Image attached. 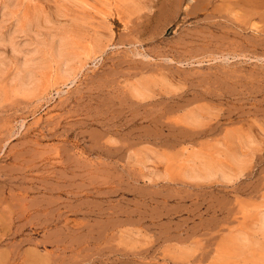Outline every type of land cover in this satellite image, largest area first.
I'll return each instance as SVG.
<instances>
[{
  "label": "rangeland",
  "instance_id": "rangeland-1",
  "mask_svg": "<svg viewBox=\"0 0 264 264\" xmlns=\"http://www.w3.org/2000/svg\"><path fill=\"white\" fill-rule=\"evenodd\" d=\"M22 2L23 23L99 58L69 86L52 64L36 94L0 78V264H214L264 211V0ZM184 146L242 158L223 159L235 178L143 158Z\"/></svg>",
  "mask_w": 264,
  "mask_h": 264
},
{
  "label": "bare ground",
  "instance_id": "bare-ground-1",
  "mask_svg": "<svg viewBox=\"0 0 264 264\" xmlns=\"http://www.w3.org/2000/svg\"><path fill=\"white\" fill-rule=\"evenodd\" d=\"M0 2H3L0 8V78L3 79L2 75L4 76L7 69L12 67L15 72L14 75L10 76H13V80L16 82V90L19 87L23 91L25 90L24 92L31 91L29 94L32 92L36 94V91H40V87L45 88L44 84L48 81H44L50 78L47 76L48 78L44 79L47 75L46 69H49L48 67L54 63L56 65L54 69H56L55 72L58 75L54 79L58 77L57 82L61 81L62 86H69L76 81L79 72L83 70L82 68L87 67L92 62L95 63L99 58L97 51L92 50V47L89 49L90 46L87 45L89 48L83 46L87 49L83 53L84 48H77L74 37L70 34L46 33L41 29H34L29 23H23L25 22L24 15L17 12V7L20 8V4L23 3L22 0H1ZM10 18L15 19V21L8 27L7 21ZM51 70L53 71V69ZM55 82L53 80L52 84L49 85L50 82L48 83L45 89L47 94L51 93L56 85ZM130 86L132 93L138 98L147 95L148 88H150L140 79ZM0 93H2L1 90ZM24 95H27V93H24ZM179 119L189 125L190 123L192 125V122L196 124L203 122V118L191 107L186 109ZM204 148L184 146L180 154L151 148L144 153L145 157L143 158L149 163L164 164V176L165 174L170 176L180 171L183 177L185 176L194 181L207 183L232 181L235 175L230 170L231 168L229 169L224 165L223 159L228 162L227 159L231 157V162L236 165L242 158L228 155L224 152L225 150L212 153L214 149H211V146L208 149L206 148V151ZM150 173L152 174L153 171H150ZM229 232L220 241L221 244L214 256V264H264V211L259 212L257 222L253 228L245 229L242 227L236 231L230 229Z\"/></svg>",
  "mask_w": 264,
  "mask_h": 264
}]
</instances>
